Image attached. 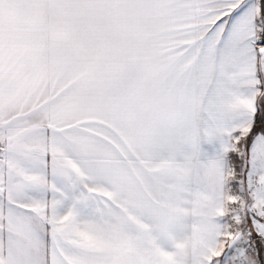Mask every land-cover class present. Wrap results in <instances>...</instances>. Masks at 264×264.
Masks as SVG:
<instances>
[{"label": "snow or ice", "instance_id": "snow-or-ice-1", "mask_svg": "<svg viewBox=\"0 0 264 264\" xmlns=\"http://www.w3.org/2000/svg\"><path fill=\"white\" fill-rule=\"evenodd\" d=\"M0 264H264V0H0Z\"/></svg>", "mask_w": 264, "mask_h": 264}]
</instances>
